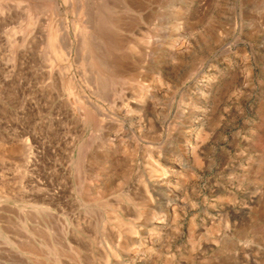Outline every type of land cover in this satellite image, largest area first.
<instances>
[{
    "label": "rangeland",
    "instance_id": "obj_1",
    "mask_svg": "<svg viewBox=\"0 0 264 264\" xmlns=\"http://www.w3.org/2000/svg\"><path fill=\"white\" fill-rule=\"evenodd\" d=\"M49 1L0 0V214L5 219L10 216L7 222L0 216V247H7V250L0 249V255L7 254L8 258L5 261L0 258V264H87L90 257L93 264H104L97 257L109 253V249L117 254L119 264H264V0H51L53 4ZM103 4L111 12L104 10ZM43 10L47 11L43 13ZM51 11L55 12L54 16ZM88 15L101 21V33L86 27ZM49 16L54 19L50 20ZM38 18L49 19L47 24L53 25L54 31L57 29L56 34L51 28L55 35L59 31V36L68 34L80 53L78 56H82L78 58V65L73 59L65 61L63 52L57 54L62 49L57 37L55 46L51 44L48 50V40L45 41L44 59L48 54L46 59L50 55L58 57L57 71H64L59 72L61 78L56 79L57 84L40 70L36 55L39 50L36 33L41 21ZM73 31L78 34L75 37L78 42ZM114 43L116 46H111ZM80 45L92 49L89 47L90 52H86ZM53 47L57 53L52 51ZM111 54L114 59L110 58ZM115 58L119 64L133 63L135 73L124 75L125 79L118 77L122 81L113 77L110 71ZM82 69L86 70L81 72ZM80 75L91 78L88 82L82 78L83 83ZM91 83L96 86L94 91L91 89L93 92L99 89V95L105 94L103 100L100 101L103 96L96 92V98L89 95L93 94ZM58 84L60 90H57ZM141 86L149 87V96L143 103L137 98ZM48 88L50 98L45 99ZM85 94L88 96L84 97ZM87 97L90 101H86ZM58 100L65 101L59 104ZM86 102L101 106L100 112L105 117H100ZM23 132L26 137H21ZM29 136L32 137L29 139ZM33 141L37 148H42L39 154L43 153V157L49 150H54V156L47 153L48 163L44 164L43 157L38 155L37 174L31 171L32 175L31 172L25 175L16 168L8 149L10 145ZM4 174H7L5 178ZM24 176L28 177L26 182ZM8 180L10 183H6ZM38 181L46 188L51 183L55 189L63 188L64 200L53 198L52 184L46 189L53 191H48L52 198L47 205L25 207L28 213L20 214L18 209L23 202L9 193L32 189ZM157 181H161L159 185ZM4 183L14 189L10 191ZM140 187L144 189L142 193ZM144 193L152 201L145 198L142 202L141 194L147 197ZM166 212L163 219L169 229L161 231L155 225H147L148 219H161ZM138 214L140 217L135 218ZM114 215L123 216L124 222L140 234L146 233L141 247H128L131 251L127 257H124V248L133 236L111 221ZM10 218L14 224L9 222ZM1 225L4 229L10 228L5 232ZM15 229L23 231V235L18 232L17 237ZM11 237L18 242L13 240L14 244ZM29 239L42 255L36 254L32 247V252L29 247L30 251L24 250L22 245L27 246L24 241ZM20 240L24 243L18 248ZM85 241L90 245L87 248ZM92 241H101L98 243L101 249L97 245L100 252L95 247L97 243ZM135 251L139 253L136 255ZM10 254L15 256L10 259ZM13 258L19 259V263ZM116 261L117 258H112L109 264Z\"/></svg>",
    "mask_w": 264,
    "mask_h": 264
},
{
    "label": "bare ground",
    "instance_id": "obj_2",
    "mask_svg": "<svg viewBox=\"0 0 264 264\" xmlns=\"http://www.w3.org/2000/svg\"><path fill=\"white\" fill-rule=\"evenodd\" d=\"M42 1L46 2V0H42ZM111 1H112V0H111ZM49 2H51V0H50ZM52 2H53V1H52ZM52 2H51V4H53ZM46 3H47V2H46ZM87 3H88V2H87ZM89 3H91V2H89ZM89 3H88V4H89ZM107 3H108V2H106V4H107ZM116 3H117V2H116ZM116 3H115V4H116ZM136 3H137V2H136ZM51 4H50V5H51ZM79 4H80V3H79ZM81 4H83V3H81ZM81 4H80V5H81ZM104 4H105V3H104ZM104 4H103V6H104L103 9L105 10V8H106V9L108 10V8H110V7L107 8V6H105L106 4H105V5H104ZM120 4H121V3H120ZM133 4H135V3H133ZM90 5H91V4H90ZM135 5H136V4H135ZM56 6H57V5H56ZM83 6H84V5H83ZM85 6H86V5H85ZM87 6H88V5H87ZM93 6H94V5H92V7H93ZM121 6H122V5H121ZM133 6H134V5H133ZM45 7H46V6H45ZM49 7H50V9H51V6H49ZM54 7H55V6H54ZM90 7H91V6H90ZM131 7H132V6H131ZM131 7H130V8H131ZM138 7H139V6H138ZM36 8H37V7H36ZM111 8H112V7H111ZM122 8H123V7H122ZM125 8H126V6H125ZM37 9H38V8H37ZM41 9H42V7H41ZM50 9H49V10H50ZM79 9H80V8H79ZM79 9L77 8V11H78ZM81 9H82V8H81ZM81 9H80L79 11H81ZM96 9H97V8H96ZM112 9H113V8H112ZM123 9H124V8H123ZM38 10H39V9H38ZM54 10H55V9H53V11H54ZM109 10H110V9H109ZM109 10H108V12H109ZM45 11H47V10H45ZM45 11L43 10L42 12L44 13ZM66 11H67V10H66ZM82 11H83V10H82ZM82 11H81V12H82ZM51 12H52V11H51ZM81 12L79 13V15H81L80 17L83 16V13H81ZM87 12H88V11H87ZM93 12H94V11H93ZM106 12H107V11H106ZM110 12H111V10H110ZM37 13H39V12H37ZM43 13H41V14H43ZM49 13H50V12H49ZM53 13H55V12H52V13H51V14L54 16ZM89 13H90V12H89ZM95 13H96V11H95ZM46 14H47V12H46ZM46 14H44V15H46ZM93 14H94V13H93ZM110 14H111V13H110ZM55 15H56V14H55ZM73 15H74V14H73ZM85 15L87 16V14H85ZM89 15H90V14H89ZM89 15H88V21L86 20V21H87L86 23H88V26H87V24H86V27H88L90 31H91V30L94 31V32H95V31H99V32L101 33V31L103 30V26H101V25H102L101 21H100V20H97V19H95V18H93L92 15H91V16H89ZM99 15H100V14H99ZM99 15H98V16H99ZM46 16H47V15H46ZM53 16H52V17H53ZM102 16H103V15H101L100 17L102 18ZM108 16H109V14H108ZM47 17H48V16H47ZM80 17H79V19H80ZM45 18H46V17H45ZM50 18H51V17L49 16V19H50ZM55 18H56V16H55ZM67 18H68V17H67ZM85 18L87 19V17H85ZM97 18H98V17H97ZM117 18H118V17H117ZM38 19H40V18H38ZM49 19H48V20H49ZM52 19H54V18H52ZM52 19H50V20H52ZM79 19H78V20H79ZM81 19H82V18H81ZM36 20H37V19H36ZM40 20H41V19H40ZM48 20H46V21H45V20H41V21H39V24H38V27H37L38 29H37V33H36L37 40H38V42H37V41H36V42H37L38 45H39V47L37 46V47L39 48V50H38V54H36V55H38V58H39V66L41 67V68H40L41 72L44 73V71H45V72H46V76H47L48 78H50L51 80H52V79L55 80V82H56V79L61 78L60 75H59V72H61V71H60V70L57 71V69H59V67H58V68L56 67V63H58V61H59V60H57L58 57L56 58L55 56L50 55V56H52V57L49 56V58L46 59L47 56L49 55V54H48V55H46V57H45V59H44V55H43V54H47V53H45V52H47V50H48L49 48H52L51 44H53L55 37H57L56 40L58 39L57 42L59 43V45L61 46L62 49L59 48V50L61 49L60 52H59V50L57 49V51H58L59 53L56 52V50H55L56 47H53V50H52V49H50V50H52L53 52H56L58 55H60V53L63 52V55H62V53H61V55H62V57L64 58V60L66 59L67 61H69V60L71 61V59H73V62L75 61V62H76V65H78V64H77V62H78V60H79L78 58H81L82 56H81V55H79V56H81V57L78 56V53H79V52H77V50H75L76 47L74 48V45H73V43L71 42L72 40L69 39V37H68L69 35H68V34H63L62 36H59V35H60V34H59L60 31H59V32H58V36L55 35V33L57 34V32H55L57 29L55 28L56 30L54 31V29L52 28L53 25L51 26V24H47V21H48ZM112 20H113V19H110V21H112ZM37 21H38V20H37ZM55 21H56V20H55ZM80 21H81V20H79V22H80ZM102 21H103V20H102ZM118 21H119V20H118ZM82 22H83V21H82ZM82 22H81V24H84V22H83V23H82ZM105 22H106V21H105ZM108 22H109V21H108ZM52 23H53V22H52ZM58 23H59V22H58ZM64 23H65V22H64ZM115 23H116V21H115ZM56 24H57V23H56ZM78 24H80V23H78ZM112 24H113V23H112ZM116 24H117V23H116ZM60 25H61V24H60ZM66 25H67V22H66ZM110 25H111V24H110ZM110 25H109V26H110ZM114 25H115V24H114ZM57 26H58V25H57ZM61 26H62V25H61ZM61 26H60V27H61ZM63 26H64V25H63ZM63 26H62V27H63ZM69 26H70V25H69ZM69 26H67V27L64 26V27H65V28H68ZM76 26H77V25H76ZM111 26H112V25H111ZM116 26H117V25H116ZM118 26L120 27L119 24H118ZM55 27H56V25H55ZM77 27H78V26H77ZM84 27H85V25H84ZM86 27H85V28H86ZM119 27H118V28H119ZM51 28L53 29V31H54L55 33L51 30ZM69 28H70V27H69ZM74 28H75V27H74ZM82 28H83V26H82ZM88 28H87V31H88ZM112 28H113V27H112ZM58 29H59V28H58ZM76 29L78 30V28H76ZM62 30H64V29H62ZM73 30H74V29H73ZM77 30H76V31H77ZM79 30H81V28H80ZM84 30H85V29H84ZM84 30H83V32H84ZM67 31H68V30H67ZM67 31H65V33H66ZM69 31H70V30H69ZM81 31H82V30H81ZM85 31H86V30H85ZM104 31H105V30H104ZM109 31H110V30H109ZM52 32H53V33H52ZM73 32H74V31H73ZM77 32H78V31H77ZM77 32H76V33H77ZM88 32H89V31H88ZM99 32H98V33H99ZM107 32H108V31H107ZM107 32H104L103 34L105 35V34H107ZM113 32L116 33L117 31H114V30H113ZM70 33H71V32H70ZM76 33L74 32V38L78 35V34L76 35ZM78 33H79V32H78ZM81 33H82V32H81ZM89 33H90V32H89ZM95 33H96V32H95ZM91 34H92V33H91ZM91 34H90V35H91ZM108 34H109V32H108ZM113 34H114V33H113ZM71 35H72V34H71ZM86 35H87V34H86ZM93 35H94V34H93ZM100 35H101L100 37L102 38V34H100ZM111 35H112V34H109V36H111ZM72 36H73V35H72ZM80 36H81V35H80ZM83 36H84V35H83ZM83 36H81V38H82ZM88 36H89V34H88ZM88 36H87L86 38H90V39H93V38H94V36H92V38H91V37H88ZM95 36H96V35H95ZM113 36H115V34H114ZM84 37H85V36H84ZM97 37H98V36H97ZM105 37H106V35H105ZM105 37H104V38H105ZM107 37H108V36H107ZM47 38H48V39H47ZM76 38H77V37H76ZM76 38H75V39H76ZM98 38H99V37H98ZM101 38H100V40H101ZM109 38H110V37H109ZM111 38H113V37H111ZM116 38H117V37H116ZM82 39H85V38H82ZM95 39H96V38H95ZM46 40H48V41H46ZM70 40H71V41H70ZM116 40H117V39H116ZM116 40H115V41H116ZM120 40H121V39H120ZM124 40H125V38H124ZM45 41L48 42V44H46V45H47V48H46L47 50L44 49V48H45V47H44V44L46 43ZM76 41H77V39H76ZM82 41H83V40H82ZM87 41H88V39H87ZM90 41H91V40H90ZM98 41H99V40H98ZM112 41H113V39H112ZM115 41H114V42H115ZM77 42H78V41H77ZM79 42H80V41H79ZM142 42H143V41H142ZM54 43H55V42H54ZM99 43H100V42H99ZM117 43L119 44V41H118V42L116 41V44H117ZM143 43H144V42H143ZM55 44H56V43H55ZM76 44H77V43H76ZM87 44H88V43H87ZM91 44H95V43H94V42H93V43L91 42ZM91 44H88V45H91ZM100 44H101V43H100ZM126 44H127V43H126ZM126 44H125V45H126ZM144 44H145V43H144ZM48 45H49V46H48ZM82 45H83V44H82ZM101 45H102V44H101ZM114 45H115V43H114L113 45H111V46H114ZM122 45H123V44H122ZM50 46H51V47H50ZM53 46H55V45L53 44ZM56 46H57V45H56ZM92 46H93V45H92ZM94 46H95V45H94ZM97 46H98V45H97ZM115 46H116V45H115ZM118 46H119V45H118ZM118 46H117V47H118ZM130 46H131L130 48H131L132 50H133V49L135 50V48H133L132 45H130ZM77 47H79V46H77ZM81 47L84 48L85 45H84V46H81V45H80L79 48L82 49ZM89 47H90V46H88L87 48L85 47L86 52H87V51L90 52L89 50L92 49L91 47H90L91 49H89ZM98 47H99V46H98ZM117 47H115V48L119 50V49L121 48V45H120V48H117ZM122 47H124V46H122ZM102 48H103V47H102ZM104 48H105V47H104ZM113 48H114V47H112V49H113ZM128 48H129V46H128ZM130 48H129V49H130ZM77 49H78V48H77ZM80 49H79V50H80ZM87 49H89V50H87ZM44 50H45V52H44ZM62 50H63V51H62ZM85 50L83 51V53L85 52ZM95 50H96V49H95ZM118 50H117V51H118ZM120 50H123V49L121 48ZM126 50H127V48H126ZM132 50H131V51H132ZM81 51H82V50H81ZM115 51H116V50H115ZM135 51H136V50H135ZM49 52H50V51H49ZM113 52H114V51H113ZM50 53H52V52H50ZM116 53H117V52H116ZM116 53H115V54H116ZM130 53H131V52H130ZM133 53H135V52L133 51ZM79 54H80V53H79ZM88 54H89V53H88ZM96 54H97V53H96ZM102 54H105V55H106V53H103V51H102ZM108 54H110V53H108ZM105 55H103V57H104ZM112 55H114V54H111V57H110V55H108V56H109L110 58L114 59V58L112 57ZM134 55H135V54H134ZM56 56H57V55H56ZM92 56H93V55H92ZM117 56H118V55H117ZM62 57H60V58H62ZM84 57H85V54H84ZM106 57H107V56H106ZM114 57H116V55H115ZM118 57H119V56H118ZM60 58H59V59H60ZM63 58H62V59H63ZM110 58H108V59H110ZM116 58H117V57H116ZM116 58H115V59H116ZM119 58H120V57H119ZM62 59H61V60H62ZM82 59H83V58H82ZM96 59H98V58H96ZM66 60H65V61H66ZM80 60H81V59H80ZM85 60H86V58L83 59V61H85ZM119 60H120V59H119ZM62 61H63V60H62ZM62 61H61V63H62ZM91 61H93L92 58H91ZM94 61H95V60H94ZM115 61L117 62V59H116ZM115 61H114V63H111V64H114V65H113V67H111L112 69H111V71H110V72H112L111 74H113V77H114V76H116L117 78H118V77H121V76L124 77V75L127 76V75H130V74L135 73L136 69L134 68V66H131V65H133V63H131V65H125V64H123L122 62H120V64H119L118 62L116 63ZM120 61H121V60H120ZM59 62H60V61H59ZM79 62H82V60L79 61ZM99 62H100V61L98 60V64H99ZM105 62H106V61H105ZM63 63H64V62H63ZM63 63H62V64H63ZM70 63H71V62H70ZM70 63H69V64H70ZM90 63H91V62H90ZM106 63H107V62H106ZM115 63H116V64H115ZM59 64H60V63H59ZM59 64H58V65H59ZM62 64H60V65L62 66ZM74 64H75V63H74ZM83 64H84V63H83ZM86 64H87V63H86ZM94 64H95V63H93V65H94ZM103 64H105V63L103 62ZM122 64H123V65H122ZM129 64H130V63H129ZM60 65H59V66H60ZM76 65H75V66H76ZM88 65H89V67H88V66H87V67H88L89 70H90V67H91L90 65H92V63H91V64H88ZM99 65H100V64H99ZM105 65H106V64H105ZM109 65H110V64H109ZM68 66H69V65H68ZM71 66H72V65H71ZM84 66H86V65L84 64ZM103 66H104V65H103ZM103 66H102V67H103ZM111 66H112V65H111ZM37 67H38V66H37ZM37 67H36V68H37ZM64 67H65V66H63V68H64ZM82 67H83V66H81V68H82ZM104 67H105V66H104ZM107 67H108V66H107ZM67 68H68V67H67ZM67 68H64V69H67ZM75 68H76V67H75ZM83 68H84V67H83ZM85 68H86V67H85ZM136 68H137V67H136ZM37 69H38V68H37ZM60 69H61V67H60ZM70 69H71V68H69V70H70ZM76 69H77V68H76ZM86 69H87V68H86ZM86 69H82L83 71H81V72H84V70H86ZM91 69H93V66H92ZM62 70H63V69H62ZM73 70H74V69H73ZM89 70H88V71H89ZM93 70H94V69H93ZM102 70H103V69H102ZM108 70H109V69H108ZM133 70H134V71H133ZM36 71H37V70H36ZM76 71H77V70H76ZM88 71H86V72L88 73ZM103 71H104V70H103ZM63 72H64V71H63ZM63 72H61V73H63ZM69 72H70V71H69ZM74 72H75V71H74ZM96 72H97V71H96ZM61 73H60V74H61ZM66 73H68V72L66 71ZM66 73H65V75H66ZM90 73H91V71H90ZM94 73H95V72H94ZM25 74H26V73H25ZM33 74H34V73H33ZM70 74H71V73H70ZM74 74H75V73H74ZM79 74H82V76L84 75L83 73H79ZM88 74H89V73H88ZM95 74H96V73H95ZM95 74H94V75L91 74V76H95ZM62 75H63V74H61V76H62ZM99 75H100V74H99ZM23 76L26 77L27 75H23ZM75 76H76V75H75ZM86 76H87V75H86ZM91 76L89 75L88 78H91ZM126 76L124 77V79L126 78ZM40 77H42V76H40ZM40 77H39V78H40ZM70 77H71V76H70ZM76 77H77V76H76ZM101 77H102V76H101ZM113 77H112V78H113ZM123 77H122V79H123ZM36 78H37V77H36ZM42 78H44V76H43ZM62 78H63V77H62ZM80 78H81V75H80ZM82 78H84V77H82ZM82 78L80 79V81H83V83H84V79H85V78H84L83 80H82ZM88 78H86L85 80H87ZM94 78H95V77H94ZM94 78H93V79H94ZM37 79H38V78H37ZM40 79H41V78H40ZM93 79H92V80H93ZM97 79H98V78H97ZM99 79H100V78H99ZM110 79H111V78H110ZM114 79H115V78H114ZM119 79H120V78H118V80H119ZM44 80H45V79H44ZM44 80H42V81H44ZM73 80H75V79H73ZM78 80H79V79H78ZM94 80H95V79H94ZM120 80H121V79H120ZM45 81H46V80H45ZM76 81H77V80H76ZM121 81H122V80H121ZM37 82H38V81H37ZM39 82H41V80H40ZM48 82H49V81H48ZM68 82H69V80H68ZM71 82H72V81H71ZM86 82H88V80H87ZM95 82H97V80H95ZM95 82L93 81L94 84H95ZM98 82H99V81H98ZM112 82H113V81H112ZM62 83H63V82H61V84H62ZM72 83H73V82H72ZM77 83H78V82H77ZM93 83H91V86H92V87H91V88L89 87L90 90H91L92 88H94V87L97 86V83H96V84H95L96 86L93 87V85H92ZM126 83H127V82H126ZM21 84H22V83H21ZM23 84H25V82H24ZM53 84H54V83H53ZM53 84H52V86H53ZM55 84H57V82H56ZM69 84H70V83H69ZM69 84H68V85H69ZM74 84H75V83H74ZM78 84H80V83H78ZM78 84H77V85H78ZM81 84H82V82H81ZM89 84H90V83H89ZM89 84L87 83L88 86H90ZM109 84H110V83H109ZM39 85H41V84H39ZM84 85H85V84H84ZM98 85H99V84H98ZM102 85H103V84H102ZM48 86H49V85H48ZM74 86H75V85H74ZM82 86H83V85H82ZM37 87H38V86H37ZM69 87H70V86H69ZM77 87H79V85H78ZM83 87H84V86H83ZM97 87H101V86H97ZM150 87H151V86H150ZM39 88H40V87H39ZM43 88H44V87H43ZM43 88H42V89H43ZM49 88H51V87H49ZM49 88H48V89H49ZM59 88H60V85L58 84V89H57V90H60ZM71 88H72V86H71ZM80 88H81V87H80ZM89 88H86V89H89ZM42 89H39V90L41 91ZM46 89H47V88H46ZM61 89H62V88H61ZM64 89H66V88H64ZM67 89H68V88H67ZM74 89H75V88H74ZM95 89H96V88H94V89H92V90L94 91ZM21 90L23 91V89H21ZM39 90H38V91H39ZM50 90H51V89H49L48 92H46V95L49 93ZM68 90H69V89H68ZM68 90H65V92L67 91V93H68ZM83 90H84V89H83ZM92 90H91V91H92ZM102 90H103V89H102ZM115 90H116V89H115ZM24 91H25V90H24ZM52 91H53V90H52ZM52 91H51V92H52ZM80 91H82V90H80ZM93 91H92V92H93ZM99 91H100L99 89H98L97 91H95L96 94L99 95V93H97V92H99ZM134 91H135V90H134ZM154 91H155V90H154ZM25 92H26V91H25ZM25 92H24V93H25ZM62 92H63V91H62ZM74 92H75V90H74ZM95 92H93V94L91 93V94H89V95H93V96H95V98H96L97 95L95 94ZM135 92H136V91H135ZM138 92H140L143 96L140 95V93H139V96H138L137 98H139V99L142 101V103H143V102L146 100V98L149 96V94H148V93H149V87L141 86V87L138 88ZM152 92H153V91H152ZM26 93H27V92H26ZM41 93H42V92H41ZM58 93H60V91H59ZM63 93H64V92H63ZM80 93H81V92H80ZM80 93L78 92V94H80ZM89 93H90V92H89ZM100 93H101V92H100ZM60 94H61V93H60ZM78 94H77L76 96H79ZM81 94H84V93H81ZM117 94H118V93H117ZM150 94H151V93H150ZM50 95H52V94H50ZM53 95H54V94H53ZM62 95H63V94H62ZM64 95H65V94H64ZM66 95H67V94H66ZM101 95L103 96V95H105V94L102 93ZM101 95H99V96H101ZM151 95H152V94H151ZM25 96H26V95H25ZM59 96H60V95H59ZM81 96H83V95H81ZM86 96H88V94H85L84 97H86ZM99 96H98V97H99ZM23 97H24V96H23ZM46 97H47V98H48V97L50 98L49 94H48V96H45L44 98L46 99ZM52 97H53V96H52ZM52 97H51V98H52ZM57 97H58V95H57ZM64 98H65V97H64ZM82 98H83V97H82ZM89 98H90V96H89ZM100 98H101V99H100ZM100 98H99V99H100V101H101V100H103L102 98H104V96H103V97H100ZM55 99H56V98H55ZM77 99H78V97H77ZM80 99H81V98H80ZM51 100H52V99H51ZM87 100H88V97H87L86 101H87ZM92 100H95V99H92ZM24 101H25V100H24ZM58 101H59V100H58ZM63 101H65V100H61V102L59 101V102H60L59 104H61ZM80 101H81V100H80ZM82 101H83V100H82ZM84 101H85V98H84ZM88 101H90V99H89ZM95 101H96V100H95ZM98 102H99V100H98ZM103 102H105V101H103ZM65 103H66V102H64V104H63L62 106H64ZM86 103H87V102H86ZM41 104H42V103H41ZM87 104H89V106L92 108V110L97 111V113H99V116H100V117H102V118L105 117V115L103 116V115L101 114V112H100V110H102V107H101V106H98V105L96 106L95 104H93V103H91V102H89V103H87ZM112 104H113V103H112ZM112 104H111V105H112ZM144 104H145V103H144ZM48 105H49V104H48ZM113 105H114V104H113ZM24 106H25V105H24ZM57 106H58V105H57ZM62 106H61V108H62ZM126 106H127V105H126ZM126 106H125V107H126ZM59 107H60V106H59ZM59 107H57V109H58ZM65 107H67V106H65ZM90 107H89V108H90ZM100 107H101V109H100ZM118 107H119V105H118ZM129 107H131V105H130ZM45 108H46V107H45ZM67 108H68V107H67ZM70 108H71V107H70ZM26 109H27V108H26ZM62 109H63V108H62ZM62 109H61L60 111H62ZM67 110H68V109H67ZM86 110H87V109H86ZM120 110H121V109H120ZM60 111H58V112H60ZM69 111H70V109H69ZM62 112H64V111H62ZM62 112H61V113H62ZM119 112H121V111H119ZM46 113H48V112H46ZM61 113H60V114H61ZM132 113H133V112H132ZM132 113H131V114H132ZM55 114H56V113H55ZM68 114H69V113H68ZM68 114H67V115H68ZM92 114H94V113H92ZM104 114H105V113H104ZM53 115H54V114H53ZM62 115H64V114H62ZM88 115H89V113H88ZM55 116H56V115H55ZM58 116H59V115H58ZM56 117H57V116H56ZM59 117H60V116H59ZM71 117H72V116H71ZM61 119H62V118H61ZM78 119H79V118H78ZM103 120H104V119H103ZM60 121H61V120H60ZM78 121L80 122V120H78ZM78 124H79V123H78ZM76 125H77V124H76ZM11 128H12V127H11ZM18 128H19V127H18ZM25 128H26V127H25ZM29 128H30V127H29ZM53 128H54V127H53ZM65 128H66V127H65ZM13 129H14V128H13ZM19 129L21 130V128H19ZM22 129H23V128H22ZM26 129H27V128H26ZM59 129H60V128H59ZM62 129H64V128H62ZM10 130H12V129H9V131H10ZM20 130H17V131L19 132ZM23 130H25V129H23ZM55 130H56V129H55ZM9 131H8V132H9ZM31 131H32V130H31ZM51 131H52V130H51ZM58 131H59V130H58ZM11 132H13V130H12ZM11 132H10V133H11ZM27 133H28V132H27ZM56 133H57V132H56ZM11 134H12V133H11ZM11 134H10V135H11ZM24 134H25L24 132H23V135L20 134L21 137H22V136H23V137H24V136L26 137V135H24ZM34 134L36 135V133H34ZM28 135H29V134H28ZM28 135H27V136H28ZM41 135H42V134H41ZM43 135H44V134H43ZM56 135H57V134H56ZM56 135H55V136H56ZM66 135H67V134H66ZM39 136H40V135H39ZM52 136H53V135H52ZM17 137H18V135H17ZM19 137H20V136H19ZM19 137H18V138H19ZM31 137H32V136H31ZM31 137L29 136V139H30ZM35 137H37V136H35ZM56 137H57V136H56ZM6 138H8V136H7ZM9 138H10V137H9ZM9 138H8V139H9ZM37 138H39V140L41 139L40 137H37ZM74 138H75V137H74ZM10 139H11V138H10ZM26 139H27V138H26ZM32 139H35V140H36V138H32ZM32 139H31V140H32ZM57 139H58V138H56V140H57ZM11 140H12V139H11ZM11 140H10V141H11ZM10 141H9V142H10ZM59 141H60V140H59ZM61 141H62V140H61ZM7 142H8V140H7ZM12 142H13V140H12ZM40 142H41V141H40ZM40 142H39V143H40ZM53 142H54V141H53ZM94 142H95V141H94ZM199 142H201V140H200ZM59 143H60V142H59ZM92 143H93V142H92ZM98 143H99V142H98ZM34 144H35L34 141H33L32 144H31L30 142H24L22 145H10V147H9V149H8V150H9V153H10V156L12 157V159H13V163L15 164L16 168L18 169V171L21 170L22 173H24L25 175H26L28 172H31V171L35 172V169H36L35 166L38 167V166H37V161H38L37 158H38V155H40V156L43 157V153H42V154H39L40 151L42 152V150H41L42 148L39 149V148H37V146H35ZM44 144H45V143H44ZM56 144H57V143H56ZM64 144H66V142H65ZM6 145H7V144H6ZM6 145H5V146H6ZM36 145H37V144H36ZM42 145H43V144H42ZM46 145H47V143H46ZM46 145H44V146H46ZM50 145H51V144H50ZM62 145H63V144H62ZM200 145H201V143H199V146H200ZM44 146H42V147H44ZM56 146H57V145H56ZM64 146H65V145H64ZM201 146H202V145H201ZM52 147H54V146H52ZM91 147H92V146H91ZM197 147H198V146H196V148H197ZM5 148H8V147H5ZM5 148H3V150H5ZM46 148L48 149V147H46ZM60 148H61V147H60ZM37 149H38L39 151H38ZM54 149H55V148H54ZM88 149H89V148H88ZM44 151H45V150H44ZM44 151H43V152H44ZM47 151H48V150H47ZM49 151L51 152V150H49ZM55 151H57V150H55ZM67 151H68V150H67ZM193 151H194V150H193ZM41 152H40V153H41ZM50 152H46V155H47V153L50 154ZM53 152H54V150H53ZM53 152H51V155L54 154ZM52 153H53V154H52ZM195 153H196V151H195ZM195 153H193V154H195ZM7 154H8V152H7ZM44 155H45V153H44ZM46 155H45V156H46ZM55 155H56V153H55ZM195 155L197 156V154H195ZM45 156H44V157H45ZM53 156H54V155H53ZM42 157H41V158H42ZM44 157H43V159H41V160H42V163L47 162V159H46L47 157H45V158H44ZM57 157H58V154H57ZM77 157H78V156H77ZM39 158H40V157H39ZM44 159H45L46 161H43ZM41 160H40V162H41ZM51 160H52V159H51ZM6 162H7V161H6ZM38 163H39V162H38ZM47 163H48V162H47ZM61 163H62V162H61ZM6 164H8V163H6ZM9 164H10V163H9ZM44 164H45V163H44ZM39 165L41 166V165H43V164H39ZM76 165H77V164H76ZM81 165H82V164H81ZM58 166H59V165H58ZM61 166H62V165H61ZM6 167H7V165H6ZM9 167H12L11 164L9 165ZM80 167H81V166H80ZM12 168H13V167H12ZM12 168H11L10 170H12ZM14 168H15V167H14ZM155 168H156V166H155ZM6 170H9V169H6ZM60 170H61V169H60ZM160 170H162V169H160ZM37 171H40V170H37ZM77 172H78V171H77ZM155 172H156V171H155ZM163 172H166V171H163ZM13 173H14V172H13ZM13 173H12V174H13ZM35 173H36V172H35ZM39 173H40V172H39ZM46 173H47V172H46ZM60 173H62V171H60ZM74 173H75V172H74ZM28 174H29V173H28ZM30 174L32 175V172H31ZM36 174H37V173H36ZM36 174H35V175H36ZM42 174H43V173H42ZM55 174H56V173H55ZM75 174H76V173H75ZM151 174H152V173H151ZM6 175H7V174H6ZM6 175H5V174L3 175L4 178H5ZM8 175H9V173H8ZM31 175H30V177H31ZM33 175H34V173H33ZM67 175H68V174H67ZM163 175H164V174H163ZM163 175H162V176H163ZM45 176H46V175H45ZM68 177H69V176H68ZM150 177H151V176H150ZM23 178H24V182H26V179H27L28 177H27V176H24ZM47 179H48V180L50 179L49 176H47ZM54 179H55V178H54ZM54 179H53V181H54ZM155 179L158 180L157 178H155ZM155 179H154V180H155ZM37 180H38V179H37ZM37 180H36V181H37ZM56 180H57V179H56ZM161 180H162V178H161ZM36 181H35L34 183H36ZM11 182H12V180H11ZM18 182H19V181H18ZM21 182H22V179H21ZM27 182H28V181H27ZM29 182H31V181H29ZM46 182H47V181H46ZM46 182L44 181L43 183H46ZM51 182H52V181H51ZM157 182H158V185H159V182H161V181H157ZM6 183H10V181L8 180V182H6ZM19 183H20V182H19ZM22 183H23V182H22ZM32 183H33V182H32ZM48 183H50V181H49ZM48 183H47V184H48ZM83 183H84V182H83ZM52 184H53V183H51L50 185H52ZM55 184H56V182H55ZM4 185H6V184L4 183ZM20 185H21V184H20ZM50 185H49V186H50ZM145 185H146V184H145ZM152 185H155V183H153ZM6 186H7V185H6ZM6 186H5V187H6ZM13 186H14V185H13ZM49 186H48V187H49ZM55 186H56V185H55ZM60 186H61V185H60ZM83 186H84V185H83ZM167 186H168V185H167ZM18 187H19V186H18ZM48 187H47V188H48ZM153 187H154V186H153ZM155 187H156V186H155ZM159 187H160V186H159ZM7 188H10V187L7 186ZM7 188H6V189H7ZM11 188H13V187H11ZM11 188H10V189H11ZM47 188H46V186L44 187V184H40V182L38 181V182H37V185L33 186L32 189H31V188H30V189H28V188L21 189V190H20L19 192H17V193H14V192H13V193H9V196H12V198L18 199V200H20L21 202H23V206H21V208L18 209V212H19L20 214L23 215V214H24L23 212H25V213L27 212V213H28V211L25 210V207L36 208V207H38V205H39L40 203H42V204H46L47 201H48L50 198H52V196H53V198H58V199H59V198L61 197V195H63V196L65 195V193L62 194L63 191L65 192V190H64L63 188H62L63 190L61 189L62 191H61L60 189H55V188H54V184H53V187H52V188H54V189H52V190H53V191L55 190V191H54L55 193H54L52 196H51V194H49L48 191H51L50 193H52L53 191L50 190L51 188H50L49 190H46ZM60 188H61V187H60ZM13 189H14V188H13ZM15 189H17V188H15ZM65 189H66V188H65ZM165 189H166V188H165ZM56 190H57V191H56ZM66 190H67V189H66ZM68 190H69V189H68ZM78 190H79V189H78ZM140 190H141V187H140L139 191H140ZM142 190L144 191V189H142ZM142 190L140 191L141 193L143 192ZM162 190H163V189H162ZM7 191H8V190H6V192H7ZM10 191H12V189H11ZM13 191H15V190H13ZM6 192H5V193H6ZM69 192H70V191H69ZM134 193H135V192H134ZM135 194H136V193H135ZM144 194H145V193H144ZM144 194H143V196H144ZM137 195H138V194H137ZM145 195H146V194H145ZM146 196H147V195H146ZM82 197H83V196H82ZM138 197H139V196H138ZM61 198H62V197H61ZM141 198H142V199H141ZM141 198H140V199H141V201L143 202V201H145V200L148 198V196H147V197H142V194H141ZM143 198H144V200H143ZM145 198H146V199H145ZM150 198H151V197H150ZM58 199H57V201H58ZM98 199H99V198H98ZM131 199H134V198H131ZM59 200H60V199H59ZM62 200H64V198H62ZM100 200H101V199H100ZM126 200H127V199H126ZM148 200L152 201V199H147V201H148ZM162 200H164V199L162 198ZM57 201H56V203H57ZM120 201H121V200H120ZM147 201H146V202H147ZM54 202H55V200H54ZM59 202H61V201H59ZM134 202H135V201H134ZM137 202H138V200H137ZM148 202H149V201H148ZM50 203H51V202H50ZM52 203H53V202H52ZM62 203H63V202H62ZM99 203H100V202H99ZM121 203H122V202H121ZM150 203H151V202H150ZM48 204H49V203H48ZM53 204H54V203H53ZM59 204H60V203H59ZM129 204H130V203H129ZM25 205H26V206H25ZM46 205H47V204H46ZM56 205H57V204H56ZM108 205H109V204H108ZM110 205H111V204H110ZM122 205H125V204H122ZM173 205H174V204H173ZM2 206H4V205H2ZM69 206H70V205H69ZM134 206H135V205H134ZM138 206H139V205H137V208H138ZM141 206H143V205H141ZM6 207H7V206H6ZM6 207H5V208H6ZM46 207H47V206H46ZM46 207H45V208H46ZM53 207H54V206H53ZM107 207H108V206H107ZM113 207H115V206H113ZM135 207H136V206H135ZM5 208L3 207V209H5ZM16 208H17V207H16ZM59 208H60V207H59ZM62 208H63V207H62ZM69 208H70V207H69ZM69 208H68V209H69ZM118 208H119V207H118ZM123 208H126V207L124 206ZM123 208H122V209H123ZM171 208H173V207H171ZM0 209H2V207H1ZM8 209H9V207H8ZM8 209H7V210H8ZM122 209H121V210H122ZM174 209H175V208H174ZM10 210H11V208H10ZM10 210H8V211H10ZM15 210H16V209H15ZM35 210H36V209H35ZM123 210H124V209H123ZM126 210H127V209H126ZM126 210H124V211H126ZM171 210H172V209H171ZM46 211H47V210H46ZM49 212H50V211H49ZM131 212H132V211H131ZM5 213H6V212H5ZM115 213H116V212H115ZM132 213H133V212H132ZM134 213L136 214V212H134ZM167 213H168V212H166L165 215L162 216L161 219H155L154 217L148 219V220H147V225H149V226L155 225L156 227L160 228L161 231L164 230V229H169L170 226L167 224L166 219H163L165 216H167ZM172 213L174 214V212H172ZM10 214H11V213H10ZM20 214H18V215L15 214V216L17 217V216H19ZM32 214L34 215V213H32ZM39 214H40V212H39ZM47 214H48V213H47ZM110 214H111V213H110ZM127 214H128V213H127ZM1 215H2V214H0V216H1ZM33 215H32V216H33ZM50 215H51V214H50ZM68 215H69V214H67V216H68ZM70 215H71V214H70ZM88 215H89V213H88ZM112 215H113V214H111V216H112ZM133 215H134V214H133ZM133 215H132V216H133ZM3 216H4V215H2L1 218H3ZM29 216H31V212H30V215H29ZM29 216H28L27 219L30 220V218H31V220H30L29 222H32V217L29 218ZM54 216H56V215H54ZM9 217H10V216H9ZM9 217H8V218H9ZM20 217H21V216H20ZM52 217H53V215H52ZM122 217H123V216H122ZM122 217L119 216V215H114V216H113V219H112L111 221H112V222L114 221L115 224H116V226H117L118 228L124 229V230L126 231V233H129L130 235L133 236V237L131 238V241H129V243H127L126 247L124 248V252H123V253H124V257H125V256L127 257V256H129L130 251H131V250L128 249V247H129V246H134V247H135L134 249H137L138 246L141 247V246L143 245V243H142V242H143V238H142V236L145 235L146 233L143 232V233L140 234L139 232H137V231L135 230L134 226H129L127 223H125L124 220H123L124 217H123V218H122ZM133 217H134V216H133ZM136 217H140V215L138 214V215L135 216V218H136ZM1 218H0V220H1ZM8 218H6V219H8ZM11 218H12V217H11ZM11 218H10V220H11ZM21 218H23V217H21ZM33 218H34V217H33ZM36 218H38V217H36ZM42 218H43V217H42ZM93 218H94V217H93ZM97 218H98V217H97ZM3 219H5V218H3ZM6 219H5V220H6ZM38 219H39V218H38ZM44 219H45V217H44ZM44 219H43V220H44ZM48 219H49V218H48ZM59 219H60V218H59ZM138 219H139V218H138ZM5 220H4V221H5ZM8 220H9V219H8ZM13 220H14V219H13ZM13 220H11V221H9V222H13ZM18 220H19V219H18ZM22 220H23V219H21V221H22ZM34 220H35V218H34ZM34 220H33V221H34ZM53 220H54V219H53ZM82 220H83V219H82ZM139 220H140V219H139ZM44 221H45V220H44ZM46 221H47V220H46ZM51 221H52V220H51ZM83 221H84V220H83ZM107 221L110 222L108 219H107ZM0 222H1V221H0ZM6 222H7V220H6ZM35 222H36V221H35ZM53 222H54V221H53ZM139 222H140V221H139ZM14 223H15V222H13L12 224H14ZM16 223H17V222H16ZM36 223H37V222H36ZM98 223H99V222H98ZM143 223H144V222H143ZM9 224H10V223H9ZM37 224H38V223H37ZM77 224H78V223H77ZM108 224H109V223H108ZM144 224H145V223H144ZM103 225H105V224L103 223ZM145 225H146V224H145ZM2 226H3V225H1V227H2ZM15 226H17V225L15 224ZM74 226H76V225H74ZM101 226H102V225H101ZM8 227H9V226H8ZM8 227H7V228H8ZM12 227H13V226H12ZM27 227H28V226H27ZM2 228H3V231L7 230L6 227H5L6 229H4V227H2ZM9 228H10V227H9ZM9 228H8V229H9ZM13 228H15V227H13ZM28 228H31V227H28ZM50 228H51V227H50ZM54 228H55V227H54ZM58 228H60V227H58ZM77 228H78V227H77ZM21 229H22V228H21ZM78 229H79V228H78ZM80 229H81V228H80ZM80 229H79V231H80ZM103 229H106V228H103ZM111 229H112V228H111ZM111 229H109V231H110ZM137 229H138V228H137ZM22 230L24 231V229H22ZM32 230H34V229L32 228ZM50 230H51V229H50ZM7 231H8V230H7ZM23 231H22V232L20 231V232L22 233L21 235H23ZM35 231H36V230H35ZM81 231H82V230H81ZM81 231H80V232H81ZM91 231H92V229H91ZM91 231H90V232H91ZM100 231H101V230H100ZM102 231H103V230H102ZM106 231H107V230H106ZM109 231H107L108 234L110 233ZM111 231H112V230H111ZM5 232H6V231H5ZM12 232H13V231H12ZM12 232L9 231L10 234H11ZM15 232H16L15 234H17L19 231L17 232L16 229H15ZM20 232H19V233H20ZM25 232H26V231H25ZM30 232H32V231H30ZM62 232H63V231H62ZM140 232H141V231H140ZM54 233H55V232H54ZM12 234H13V233H12ZM15 234H13V235H15ZM24 234H25V233H24ZM26 234H27V232H26ZM26 234H25V236L27 237ZM29 234H30V233H29ZM34 234H35V233H34ZM36 234H37V231H36ZM36 234H35V235H36ZM38 234H40V233H38ZM71 234H72V232H71ZM71 234L69 235L70 237L73 236V235H71ZM101 234H102V233H101ZM111 234H112V233H111ZM13 235H12V236H13ZM18 235H19V234H17V237H18ZM55 235H56V234H55ZM76 235H78V234H76ZM105 235H106V234H105ZM117 235H119V234H117ZM122 235H123V234H122ZM15 236H16V235H15ZM19 236H20V235H19ZM36 236H37V235H36ZM57 236H58V235H57ZM78 236H79V235H78ZM103 236H104V234H103ZM108 236L110 237L111 235L109 234ZM28 237H29V236H28ZM28 237H27V238H28ZM61 237H62V236H61ZM93 237H94V236H93ZM93 237H92V238H93ZM109 237H107V238H109ZM114 237H115V236H114ZM11 238H12V237H11ZM19 238H20V237H19ZM23 238H24V237H23ZM27 238H24V239H27ZM43 238H44V237H43ZM72 238H73V237H72ZM72 238H71V239H72ZM80 238H81V237H80ZM92 238H91V239H92ZM94 239H95V238H94ZM96 239H97V238H96ZM101 239H102V238H101ZM114 239H116V238H114ZM13 240H14V239L12 238V241H13ZM32 240H34V239H32ZM53 240H54V238H53ZM110 240H112V239L110 238ZM6 241H7V240H6ZM14 241H15L16 243L18 242L17 240H14ZM14 241H13V242H14ZM23 241H24V240H23ZM26 241H27V242H26ZM47 241H48V239H47ZM76 241H77V240H76ZM76 241H75V242H76ZM102 241H103V240H102ZM104 241H105V240H104ZM116 241H117V239H116ZM3 242H4V241H3ZM3 242H2V243H3ZM15 242H14V244H16ZM24 242H25V244H27V246H26V245H24V246L22 245ZM24 242H22V241L20 240V242L17 244V245H18V248H19V246L22 245V247H25V248H26V249L24 248V250H28V247H29V248L32 247V248L35 250V248L32 246V242H30V239H29V240H25ZM49 242H50V241H49ZM82 242H83V241H82ZM92 242L95 243V244L97 243L95 247L97 248V245H98L99 248L101 249L100 245L98 244V243L101 242V241H99V242L92 241ZM113 242H114V241H113ZM113 242H110V243H113ZM0 243H1V242H0ZM53 243H55V241H53ZM84 243H85V244H87V243L89 244V242L86 243V241H85ZM103 243H105V242H103ZM3 244H5V243H3ZM33 244H34V243H33ZM42 244H43V243H42ZM49 244H50V243H49ZM77 244H78V243H77ZM79 244H80V243H79ZM88 244L85 245V246H86L85 248H87V246H90V245H88ZM114 244H115V242H114ZM0 245H1V244H0ZM10 245H11V244H10ZM17 245H16V246H17ZM43 245H44V244H43ZM81 245H83V244H81ZM81 245H80V246H81ZM4 246H6V245H4ZM7 246H8V245H7ZM64 246H65V245H64ZM78 246H79V245H78ZM80 246H79V247H80ZM22 247H21L20 249H22ZM48 247H50V246H48ZM82 247H84V246H82ZM114 247H115V246H114ZM1 248H2V247H0V249H1ZM3 248L6 249L7 247H3ZM3 248H2V249H3ZM32 248H31V249H32ZM50 248H51V247H50ZM71 248H73V247H71ZM71 248H70V249H71ZM99 248H97V249L99 250ZM31 249H30V250H31ZM33 249L31 250V252L34 251ZM40 249L42 250V248H40ZM51 249H52V248H51ZM58 249H59V248H58ZM82 249H83V248H82ZM88 249H89V247H88ZM88 249H86V250H88ZM90 249H91V247H90ZM143 249H144V248H143ZM6 250H7V249H6ZM6 250H5V251H6ZM8 250H9V249H8ZM24 250H23V251H24ZM30 250H28V251H30ZM38 250H39V249H38ZM59 250H60V249H59ZM72 250H73V249H72ZM102 250H103V249H102ZM2 251H3V250H2ZM20 251H21V250H20ZM42 251H44V250H42ZM42 251H41V252H42ZM51 251H52V250H51ZM77 251H78V250H77ZM84 251H85V250H84ZM95 251H96V250H95ZM143 251H144V250H143ZM3 252H4V251H3ZM6 252H7V251H6ZM13 252H14V251H13ZM26 252H27V251H26ZM31 252H30V253H31ZM34 252H36V250H35ZM52 252H53V251H52ZM96 252L99 253L100 250H99V252H98V251H96ZM96 252H95V253H96ZM101 252H102V251H101ZM119 252H120V251H119ZM135 252H136V251H135ZM9 253H10V252H9ZM44 253H46V252L44 251ZM50 253H51V252H50ZM59 253H60V252H59ZM59 253H58V254H59ZM78 253H79V252H78ZM109 253H110V254H109ZM109 253H103V255H101L102 257L100 256L101 258H100L98 255H96V256L99 257V258L97 257V259H99V260L102 259V261H103L104 264H109L112 258H117V261H116L115 264H119L120 260L118 259L119 257L117 256V254H116L115 252H113L112 249H109ZM137 253H139V251L136 252V255H137ZM34 254H35V253H34ZM36 254H40V252L38 251V253L36 252ZM51 254H52V253H51ZM54 254H55V253H54ZM89 254H90V252H89ZM91 254H92V253H91ZM101 254H102V253H101ZM5 255H7V254H5ZM5 255H4V256H5ZM8 255H9V254H8ZM40 255H42V254H40ZM40 255H39V256H40ZM55 255H56V254H55ZM63 255H64V254H63ZM69 255H70V254H69ZM87 255H88V253H87ZM120 255H121V254H120ZM0 256H2V255H0ZM4 256H2V257H0V258L4 259V261H5V258H7V257H6V256L4 257ZM11 256L14 257L15 255H14V254H13V255L10 254V257H9V256H8V257L11 259ZM18 256H19V255H18ZM18 256H16V257H18ZM59 256H62V255L59 254ZM66 256H67V255H65L64 257H66ZM90 256H92V255H89L88 257H90ZM121 256H122V255H121ZM3 257H4V258H3ZM37 257H38V256H37ZM70 257H72V256H70ZM138 257H139V256H138ZM20 258H21V256H20ZM31 258H32V257H31ZM95 258H96V257H95ZM2 259H1V260H2ZM7 259H8V258H7ZM13 259H14V258H13ZM13 259H12V260H13ZM86 259H87V258H86ZM89 259H90L91 264H93V262H92V260H91L92 258L90 257ZM97 259H96V260H97ZM124 259H125V258H124ZM140 259H141V258H140ZM148 259H149V258H148ZM15 260H16V262L19 263V259H18V261H17V258H16V259H14L13 261L15 262ZM52 260H53V259H52ZM69 260H70V259H69ZM71 260H72V259H71ZM71 260H70V261H71ZM76 260H77V259H76ZM84 260H85V259H84ZM125 260H126V259H125ZM8 261H9V260H8ZM21 261H23V260L21 259ZM21 261H20V263H21ZM53 261H54V260H53ZM82 261H83V260H82ZM86 261H88V259H87ZM100 261H101V260H100ZM54 262H55V261H54ZM77 262H78V261H77ZM83 262H85V261H83ZM88 262H89V261H88ZM88 262H87V264H88ZM90 262H89V263H90ZM96 262H97V261H96ZM150 262H151V261H150ZM23 263H24V262H23ZM34 263H35V262H34ZM36 263H37V262H36ZM67 263H68V262H67ZM67 263H66V264H67ZM98 263H99V262H98ZM98 263H97V264H98ZM140 263H143V259L140 260ZM68 264H70V263H68ZM74 264H78V263L75 262ZM120 264H121V263H120ZM122 264H123V263H122Z\"/></svg>",
    "mask_w": 264,
    "mask_h": 264
}]
</instances>
